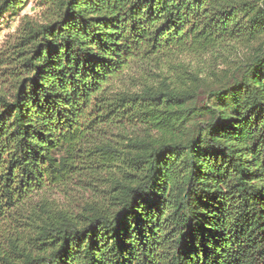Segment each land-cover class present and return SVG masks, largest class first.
Here are the masks:
<instances>
[{"label":"trees","instance_id":"trees-1","mask_svg":"<svg viewBox=\"0 0 264 264\" xmlns=\"http://www.w3.org/2000/svg\"><path fill=\"white\" fill-rule=\"evenodd\" d=\"M34 1L0 51V264H264V0Z\"/></svg>","mask_w":264,"mask_h":264},{"label":"rangeland","instance_id":"rangeland-1","mask_svg":"<svg viewBox=\"0 0 264 264\" xmlns=\"http://www.w3.org/2000/svg\"><path fill=\"white\" fill-rule=\"evenodd\" d=\"M39 9L34 1H29L28 4L21 10L19 15L9 17L5 16L0 20V51L6 46V42L11 39V35L15 32L20 17L23 15L26 18L38 20ZM3 87V82L0 80V88Z\"/></svg>","mask_w":264,"mask_h":264}]
</instances>
